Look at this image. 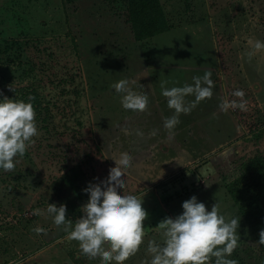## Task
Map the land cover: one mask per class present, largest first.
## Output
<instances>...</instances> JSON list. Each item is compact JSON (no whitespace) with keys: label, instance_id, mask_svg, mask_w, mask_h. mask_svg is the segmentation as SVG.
Segmentation results:
<instances>
[{"label":"rangeland","instance_id":"rangeland-1","mask_svg":"<svg viewBox=\"0 0 264 264\" xmlns=\"http://www.w3.org/2000/svg\"><path fill=\"white\" fill-rule=\"evenodd\" d=\"M160 3L168 31L138 40L128 0H0V94L31 98L38 128L15 167L0 170V264H100L46 209L63 203L74 222L82 189L106 181L122 153L132 157L122 179L147 212L142 243L123 264H148L149 242H163L160 222L192 195L240 220L229 259L264 264L241 214L253 182L264 190V52L247 56L248 37L264 40V0ZM206 71L212 95L166 129L173 110L162 83ZM124 79L147 94L145 110L122 107L112 85Z\"/></svg>","mask_w":264,"mask_h":264},{"label":"clouds","instance_id":"clouds-1","mask_svg":"<svg viewBox=\"0 0 264 264\" xmlns=\"http://www.w3.org/2000/svg\"><path fill=\"white\" fill-rule=\"evenodd\" d=\"M247 45L249 57L264 52V40L250 36ZM192 80L190 84L172 87H164L162 83L161 95L166 98L168 108L173 110L171 116L164 118L163 126L166 129L172 130L179 123L181 113H189L199 101L212 95V81L207 71L203 76H193ZM135 86V80L130 79L112 85L122 107L139 112L146 109L148 97L146 93H138ZM236 94L242 95L241 92ZM187 96L193 99L186 102ZM36 135L38 128L31 98L25 101L2 96L0 170L11 171L15 167V158L24 154ZM113 159L117 167L110 170L106 181L89 183L82 189L88 199L82 205L83 214L74 222L66 216L63 203L59 206L48 203L46 209L56 225H64L66 231L71 228L68 237L78 242L81 255L90 261L99 259L100 264H123L135 254L143 240V221L147 216L142 199L135 194V189L129 190L125 179H122L124 171L131 165L132 157L122 153ZM181 207L182 212L175 217H165L160 222L163 242H149L147 250L151 257L148 264H237L228 257L238 244L237 228L240 220L226 218L218 210L217 203L210 209L206 208L195 195L182 201ZM259 239L264 243V229L260 230Z\"/></svg>","mask_w":264,"mask_h":264},{"label":"trees","instance_id":"trees-1","mask_svg":"<svg viewBox=\"0 0 264 264\" xmlns=\"http://www.w3.org/2000/svg\"><path fill=\"white\" fill-rule=\"evenodd\" d=\"M72 2L75 0H65ZM128 16L134 34L138 40L147 39L168 31V24L164 15L160 0H128ZM256 168V167H255ZM255 188L252 201L241 208V214L253 225L259 235L264 229V196L263 189ZM260 189V192L257 191ZM260 246L264 250V243L259 239Z\"/></svg>","mask_w":264,"mask_h":264}]
</instances>
